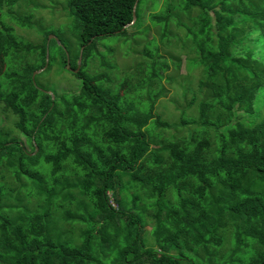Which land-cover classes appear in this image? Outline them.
Returning a JSON list of instances; mask_svg holds the SVG:
<instances>
[{
    "label": "trees",
    "instance_id": "trees-1",
    "mask_svg": "<svg viewBox=\"0 0 264 264\" xmlns=\"http://www.w3.org/2000/svg\"><path fill=\"white\" fill-rule=\"evenodd\" d=\"M179 1L203 76L187 104L196 117L175 123L155 113L162 66L149 64L155 94H137L138 106L130 86H102L88 70L96 39L123 36L140 0H67L83 47L71 72L79 89L54 99L32 80L49 33L33 43L0 28L2 68L13 56L20 66L0 72V112L15 115L29 148L9 131L0 138V264H264V0ZM191 124L201 136L173 131ZM31 189L42 210L29 209Z\"/></svg>",
    "mask_w": 264,
    "mask_h": 264
},
{
    "label": "rangeland",
    "instance_id": "rangeland-1",
    "mask_svg": "<svg viewBox=\"0 0 264 264\" xmlns=\"http://www.w3.org/2000/svg\"><path fill=\"white\" fill-rule=\"evenodd\" d=\"M184 7L185 5L179 0H140L134 19L136 23L126 27L123 36L113 34L96 39L97 50H94L93 54L97 55H92L88 61L91 79L102 86L106 85L102 81L111 80L110 89H120L121 86L123 90L127 85L130 86L131 91H128L126 100H134L130 103L138 106L139 99H135L137 94L147 99L148 96L155 94L151 88L155 86V83L149 80L143 81L152 71L149 64L154 63L160 73L162 72L160 66H162L164 68L163 86L166 93L157 100L155 113L170 123L179 122L181 119H194L197 108H189L187 104L194 96L200 97L197 84L203 76V70L196 56L191 53V42L185 37L186 25H189V22ZM166 12H169L167 22H155L151 18L153 14L166 15ZM196 12L197 10L193 9V14ZM212 13L210 11L211 15ZM0 24H2L0 28L13 27L12 34L24 42H45L46 33H49L47 52L48 55L55 56L56 60L50 64L52 66L50 69H44L38 73L36 82L40 89L56 96L79 89V82L62 60L64 53L68 55L70 61L80 50L76 18L72 16L67 0H13L12 5L8 0H2ZM53 38L56 39V45L52 42ZM60 42L61 46H59ZM13 57H10V60L5 59V66L2 68L3 56L0 55L1 73L3 70L9 71L20 67L19 62ZM102 60L104 65L101 64ZM259 105L260 103L258 108ZM140 107L144 108V105ZM15 119L13 114L3 115L0 112V138H3L4 132L9 131L25 145V137L11 127ZM146 128L151 129V124L149 123ZM173 131L177 136H189L192 133L201 136V129L196 124L179 125ZM26 147L29 150L27 144ZM67 173L71 172L67 171ZM124 184L129 185L127 178H124ZM23 187L20 188L21 194L24 193ZM30 191L33 197L28 196L29 209L42 210L41 206H45L46 203L45 196H35L36 191L34 189ZM133 195L135 190L128 187L124 194H120V197L127 206H131L128 198L131 199ZM113 205L116 207L115 202ZM4 208L8 214L9 207ZM13 210L14 213L19 212L18 207H13ZM146 229L150 232V225H147ZM75 232L79 231L75 229ZM149 234L148 242L152 243Z\"/></svg>",
    "mask_w": 264,
    "mask_h": 264
},
{
    "label": "water",
    "instance_id": "water-1",
    "mask_svg": "<svg viewBox=\"0 0 264 264\" xmlns=\"http://www.w3.org/2000/svg\"><path fill=\"white\" fill-rule=\"evenodd\" d=\"M136 5H137V2H136V3L134 4V6H133V19L135 18V9H136ZM131 23H132V22H131ZM131 23H130V24H131ZM130 24H129V25H130ZM125 27H127V26H124L122 29H124ZM57 41H58V39H57ZM58 42H59V41H58ZM82 51H83V47L80 49V53H79V57H78V61H77V67L73 70L74 73H77V72L79 71V67H80L81 59H82ZM48 60H49V55H48V52H47V49H46L45 65H44V67H42L40 70L35 71V72L33 73V75H32V80H33V82H34V76H35L37 73L43 71V70L47 67ZM68 61H69V59H68V55H67V62H68ZM46 92H47V91H46ZM48 93L51 95V98L54 99V95H53L51 92H48ZM35 151H37V148H35Z\"/></svg>",
    "mask_w": 264,
    "mask_h": 264
},
{
    "label": "clouds",
    "instance_id": "clouds-1",
    "mask_svg": "<svg viewBox=\"0 0 264 264\" xmlns=\"http://www.w3.org/2000/svg\"><path fill=\"white\" fill-rule=\"evenodd\" d=\"M132 24V23H131ZM129 25H127V27H128ZM69 59V58H68ZM78 61V60H77ZM66 62H67V59H66ZM48 65V64H47ZM2 67H3V65H2ZM67 67H69V70H71V72H73V70L75 69H72L71 67H70V63H69V61L67 62ZM46 69V68H45ZM79 69H80V67H79ZM74 73V72H73Z\"/></svg>",
    "mask_w": 264,
    "mask_h": 264
}]
</instances>
